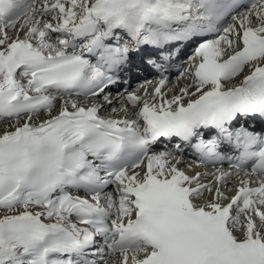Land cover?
Segmentation results:
<instances>
[{"label":"snow or ice","instance_id":"obj_1","mask_svg":"<svg viewBox=\"0 0 264 264\" xmlns=\"http://www.w3.org/2000/svg\"><path fill=\"white\" fill-rule=\"evenodd\" d=\"M118 30L157 48L199 41L195 90L167 99L161 80L135 120L102 118L99 105L76 100L53 115L63 96L96 97L115 83L108 73L130 50L106 43ZM246 67L239 85L225 89ZM126 99L141 103L134 93ZM21 116L22 125L0 134V264H88L82 258L96 237L120 264H264V179L258 187L241 180L232 197L216 187L198 204L214 186L179 170L171 153L151 151L162 137L200 138L198 150L223 160L217 138L203 139L215 129L241 149L235 173L218 170L217 182L248 175V161L264 177V136L230 127L241 117L264 119V0H0V119ZM111 185L116 195L104 193L102 204Z\"/></svg>","mask_w":264,"mask_h":264},{"label":"bare ground","instance_id":"obj_2","mask_svg":"<svg viewBox=\"0 0 264 264\" xmlns=\"http://www.w3.org/2000/svg\"><path fill=\"white\" fill-rule=\"evenodd\" d=\"M22 21H23V19L17 24V28L20 26V23ZM118 32H119V34L126 35L128 37V40L131 39L126 33L119 31V30H118ZM8 35L10 37H12L13 39H15L17 36V32H16V30H13L11 33L8 32ZM58 35H60V34H58ZM20 38L23 39V36H21ZM51 42L56 43V41L52 40V38H51ZM248 73L249 72L240 76L237 80L233 81L232 83L235 84V83L241 82V80L244 78V76L248 75ZM26 80H27V78L23 77V79H21L20 81L22 83H26ZM232 83H231V85H232ZM192 84H193V78H192V75H190V70L188 68L183 78L178 79L176 82H174V84L167 85L166 87H164L162 89V92L165 93L166 95L168 94L167 99H171L172 96L179 95L180 89H182V88L187 87V88H189L190 92L194 91L195 89L191 87ZM151 87H153V86H151ZM136 93H137L138 97H140L141 102H142V99L144 96H148V97L153 96L152 88H148V86H144V87L140 88L139 90L136 91ZM115 94H116V92H114L112 96L108 97V101L105 100V97L102 98L101 96H97L95 98L88 99V100H82L76 96L65 95L60 99L61 101H59V100L57 101V103L59 102L60 105H58L56 103V107L53 110L52 114L53 115L57 114V112L59 111L64 100H68V101L76 100L82 106H91L93 104L101 105L100 106V112H107L109 110H114L115 114H114L113 118L122 117V115L124 113L125 117H127L128 120L137 119V112L139 111V108L141 107V103L137 104L136 106L131 105L129 103V101L126 99L127 95L129 94L127 92H120L118 95H115ZM149 99H150V97H149ZM187 99H188V97L186 96L185 101H187ZM69 108H70V103H69ZM47 117H48V114L46 112L42 113L40 116L34 117L31 121V123L34 125L39 124L42 120L46 119ZM8 120H9V118L0 119V134H2L5 131H14L15 127L22 125L27 120V117L22 116V119L16 120L15 123L5 124L4 122H7ZM153 150H154V152H163V148L161 146H158V145L154 146ZM177 159L180 160V163L183 161H186L187 166L192 168L191 174L189 175V177H194V176H196L197 173H200L201 174L200 178H199L200 184H204V185L211 184L214 186L213 193L210 194L208 191H204L202 196H200L199 198H197L195 200L196 203L203 204V203L213 199L214 198V191H215L216 187H219L220 190L227 197H232V194L237 190V184L238 183L236 182L235 179H231V178L235 177L234 175L227 177L222 182H217L216 176L219 174V172L215 173V171H213V170H208V169H204V168L200 167L197 163L188 159L185 154L172 156L170 158V162L175 164ZM180 163L177 164L176 166L180 167L182 165ZM229 172H231V171H229ZM230 179L236 183L235 185H233V187H232V185L231 186L229 185L232 183V181ZM245 179H249V178H245ZM250 179L253 181L252 185H259L260 180L258 178H255V179L250 178ZM227 202L228 201H224V203H227ZM37 210H39V209H37ZM2 213H3V210L0 209V214H2ZM107 252H108V250L106 251V253ZM91 257H93L92 254H91ZM120 259H121L120 256H113L110 260H108L107 264H120Z\"/></svg>","mask_w":264,"mask_h":264},{"label":"rangeland","instance_id":"obj_3","mask_svg":"<svg viewBox=\"0 0 264 264\" xmlns=\"http://www.w3.org/2000/svg\"><path fill=\"white\" fill-rule=\"evenodd\" d=\"M45 19H49V17H45ZM23 22V21H22ZM21 22V23H22ZM53 23H55V22H53ZM20 27V26H19ZM19 27L17 28V29H19ZM13 30H10V31H8V32H12ZM25 31H26V29H25ZM16 32H17V30H16ZM19 36L21 37V36H24V33L23 32H20L19 33ZM58 36V34H56V33H53V34H51V37H52V40H54V41H56V37ZM60 101V100H59ZM58 105H60V103L58 102L57 103ZM57 105V106H58ZM20 119H22V116H21V118ZM16 122V119H9L7 122H4L5 124H12V123H15ZM114 192L116 193V191L114 190ZM112 193H113V191H112ZM103 201H104V199H103ZM105 202V201H104ZM3 214V213H2ZM73 222V221H72ZM257 223H258V221H257Z\"/></svg>","mask_w":264,"mask_h":264}]
</instances>
